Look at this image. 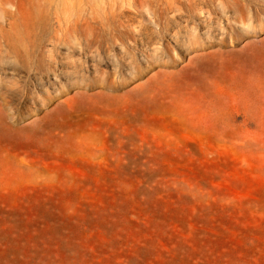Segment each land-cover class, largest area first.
<instances>
[{
    "label": "rangeland",
    "instance_id": "1",
    "mask_svg": "<svg viewBox=\"0 0 264 264\" xmlns=\"http://www.w3.org/2000/svg\"><path fill=\"white\" fill-rule=\"evenodd\" d=\"M1 4L0 264H264V0Z\"/></svg>",
    "mask_w": 264,
    "mask_h": 264
},
{
    "label": "bare ground",
    "instance_id": "2",
    "mask_svg": "<svg viewBox=\"0 0 264 264\" xmlns=\"http://www.w3.org/2000/svg\"><path fill=\"white\" fill-rule=\"evenodd\" d=\"M2 1V4L1 5H4V4H6L7 2H8V0H1ZM3 1L5 2V3H3ZM254 44V43H253ZM263 44V43H262ZM212 46V45H211ZM219 48V47H218ZM204 50H202V52H203Z\"/></svg>",
    "mask_w": 264,
    "mask_h": 264
}]
</instances>
